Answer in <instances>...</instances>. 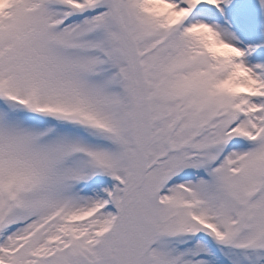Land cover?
<instances>
[{
  "label": "snow or ice",
  "instance_id": "obj_1",
  "mask_svg": "<svg viewBox=\"0 0 264 264\" xmlns=\"http://www.w3.org/2000/svg\"><path fill=\"white\" fill-rule=\"evenodd\" d=\"M0 264H264V0H0Z\"/></svg>",
  "mask_w": 264,
  "mask_h": 264
}]
</instances>
